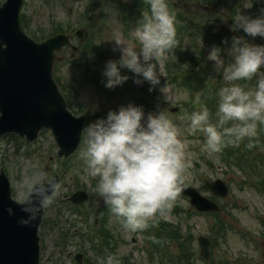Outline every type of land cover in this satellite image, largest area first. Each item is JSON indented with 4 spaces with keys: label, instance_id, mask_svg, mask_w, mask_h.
Instances as JSON below:
<instances>
[{
    "label": "rangeland",
    "instance_id": "rangeland-1",
    "mask_svg": "<svg viewBox=\"0 0 264 264\" xmlns=\"http://www.w3.org/2000/svg\"><path fill=\"white\" fill-rule=\"evenodd\" d=\"M3 1L0 0V5ZM22 1L19 17L26 35L39 42L66 33L71 44L78 46L72 59L68 55L69 49H62L56 55L52 71V78L68 110L75 116H85L89 124L105 117L109 110L114 111L129 104L141 106L145 115L164 110L167 117L176 124L180 138L188 141L186 151L191 153V166L187 169L183 183L195 187L202 195L216 201L219 207L215 214H196L190 208L188 199L179 192L171 209L162 215L157 214L149 221V229L147 226L141 232L127 231L108 206L94 201L98 195L93 190L96 180L87 174L80 155L85 147L86 127L81 133L82 147L70 159L56 156L58 147L47 130L39 132L38 138L28 143V146L24 145V138L14 134L1 136L0 168L15 190V200L20 202L16 185L30 173L32 165L38 164L45 169L46 178L56 173L61 175L60 188L52 197L51 205L45 208V221L38 231L43 256L40 264H76L73 256L77 253L81 254L80 264H100V258L108 254L114 255L119 264H264V142L260 138V142L253 141L255 149L250 153L246 150L247 139L236 145L244 156L236 161L242 165L235 166L232 157L202 151L205 140L203 133L189 135L185 130L188 124L183 119L185 114L202 107H207L209 111L214 109L212 107L217 105L214 92L221 87V83L224 86L223 79L217 73L214 72L216 77L208 78L204 72L206 66L213 72V63L206 60L211 43L202 46L207 39L203 38L200 42L196 35L191 37L193 39L186 35L183 38L177 37L179 45L172 52L175 59L169 55L167 61L159 65L161 82L152 91H149L147 82L133 83V75L126 69L121 71L129 77L127 82L108 89L104 87L102 75L105 64L120 58L119 50L114 51V35L120 34L123 42L135 44L139 48L133 29L142 22L149 8H139L138 14L141 15L134 18L128 14V10L138 6L142 0ZM145 2L146 5L142 7L147 6L148 0ZM167 2L172 3V0ZM219 4L213 13L208 11L210 13L206 14L211 15V18H200L203 26H207L211 20V28L212 25L222 24L231 30L237 13L256 16L264 8L261 0H219ZM168 6L173 10L172 6ZM173 11L178 22L179 18H192L203 10H190L193 16L189 11L183 14L180 8ZM178 26L182 25L177 23L176 29ZM79 28H85L88 32L87 39L80 44L74 33ZM231 33L229 38H225L229 42L232 36L244 35L243 32L232 30ZM252 42L264 44V39L257 37ZM216 46L222 49L225 47L221 43ZM191 56L199 61V66L186 61ZM175 63L179 67L178 71H175ZM199 70L201 81L208 84L196 90L194 86H189L191 84L186 85L181 78H187L188 73H198ZM210 99L214 105L206 106ZM258 134L264 137L263 131ZM214 179H221L228 185L229 190L224 199H214L202 190L205 180ZM259 182L262 183L261 190L257 189ZM79 189L88 193L86 203L77 207L65 202L68 195ZM162 229L174 231L162 232ZM176 233L181 246L191 250L188 251L192 253L191 259L180 253L175 242ZM64 235L67 237L65 240ZM104 236L108 238L103 245L101 239ZM197 237H208L212 242L206 262L199 255ZM95 250L100 252V256H96ZM162 251L167 253L163 255ZM48 255L51 260L46 261Z\"/></svg>",
    "mask_w": 264,
    "mask_h": 264
},
{
    "label": "clouds",
    "instance_id": "clouds-1",
    "mask_svg": "<svg viewBox=\"0 0 264 264\" xmlns=\"http://www.w3.org/2000/svg\"><path fill=\"white\" fill-rule=\"evenodd\" d=\"M148 4L149 11L133 29L139 48L123 42L120 34L114 35V51L119 50L120 58L106 62L105 88L127 82L129 77L121 71L126 69L133 83L147 82L152 91L161 82L159 65L169 55L175 59L172 52L179 45L175 12L167 0H148ZM231 30L244 35L232 36L230 42L222 40L223 49L213 45L206 57L224 81L217 92L214 118L207 107L183 117L189 135L204 134L202 151L219 152L225 144L238 145L245 139L251 149L264 129V44L252 42L257 37L264 39V8L256 16L237 13ZM85 134L80 155L87 174L96 180L93 190L124 230H143L157 214L171 209L191 166V153L186 151L188 141L180 138L164 110L145 115L141 106H121L88 124ZM45 171L34 164L16 185L21 210L26 213L22 225L37 219L60 188L54 178H46ZM6 211L13 214L12 208ZM100 264L119 261L108 254L100 258Z\"/></svg>",
    "mask_w": 264,
    "mask_h": 264
},
{
    "label": "water",
    "instance_id": "water-1",
    "mask_svg": "<svg viewBox=\"0 0 264 264\" xmlns=\"http://www.w3.org/2000/svg\"><path fill=\"white\" fill-rule=\"evenodd\" d=\"M21 5L22 0H4L0 6V136L12 133L32 142L41 130H49L58 147L56 156L67 158L78 147L85 118L75 117L67 110L51 74L55 53L68 47L69 55L73 56L77 47L70 44L68 36L63 33L39 43L33 41L19 24ZM221 29L228 32L223 27ZM75 33L79 42L88 34L84 28ZM52 178L58 182L57 174ZM202 189L218 198H225L228 192L227 185L220 179L205 180ZM181 192L198 212L218 210L216 203L201 196L193 187L182 184ZM86 199L83 191L69 198L74 204ZM96 201L104 202L100 196ZM7 208H12L11 216ZM42 210L37 219L22 225L20 221L26 218V213L21 210L20 203L11 199L10 184L0 169V264H38L37 231ZM198 241L200 255L206 259L209 242L202 238ZM79 257L75 256L77 262Z\"/></svg>",
    "mask_w": 264,
    "mask_h": 264
},
{
    "label": "flooded vegetation",
    "instance_id": "flooded-vegetation-1",
    "mask_svg": "<svg viewBox=\"0 0 264 264\" xmlns=\"http://www.w3.org/2000/svg\"><path fill=\"white\" fill-rule=\"evenodd\" d=\"M148 5H149L148 2H147L146 7L145 6L142 7V5H138V6L135 5L136 7H132L131 9L128 10V12L138 13L139 8L147 10L149 8ZM168 5L172 6L173 10L180 8V11H182L183 14L184 13L186 14L188 11L190 12V10H192V9L193 10H195L197 8L202 9L203 11H201L202 12L201 14L198 13L195 15V17H192V18H190V17H187L184 19L179 18V21L182 22L184 25L185 24H191V23H194V24L198 23L199 25H201L202 26L201 27V33H202L201 35L206 39L209 38V39L215 40L214 45L221 43L222 40H224L225 38H229V36L232 34L231 30H230V34H225V32L223 33L222 30H220V29L218 30L219 25H222V24L212 25V28H211L210 27L211 20L208 21L207 26H203L200 23L201 17H204V16L207 17L208 16L211 18V15H206V14L210 13V12L211 13L214 12V9L220 5L219 0H176V1L172 0V3H169ZM208 11H210V12H208ZM190 14H191V16H193V12H190ZM176 18L178 20V17H176ZM198 238L199 237H197L196 241H198ZM211 247H212V245H211Z\"/></svg>",
    "mask_w": 264,
    "mask_h": 264
},
{
    "label": "trees",
    "instance_id": "trees-1",
    "mask_svg": "<svg viewBox=\"0 0 264 264\" xmlns=\"http://www.w3.org/2000/svg\"><path fill=\"white\" fill-rule=\"evenodd\" d=\"M190 28H192V29H195V30H197V29H200V27H199V25L196 23V24H194V23H191L190 24ZM186 28V27H185ZM187 29V28H186ZM29 32V31H28ZM29 34H31L30 32H29ZM32 35V34H31ZM33 37H36V38H38L36 35H34ZM41 40H43V39H41ZM188 52H186L185 53V55L187 54ZM186 61H189L190 63H192L193 65H195V66H198V64H199V61L197 60H195L194 59V57H190V58H188V59H186ZM175 67H177L176 69H175V71H178L179 70V67L177 66V64H175L174 65ZM262 71H264V70H262ZM199 73H200V70L198 71V73H190L188 76H187V80H191V79H194V76H195V78L199 75ZM200 76V75H199ZM200 77H198V78H196L195 80L197 81L196 82V84H198L199 83V81H198V79H199ZM219 81H221V80H219ZM241 83H244V82H241ZM250 83H252V82H250ZM221 87L223 86V83H221V85H220ZM100 87V86H99ZM205 87V86H204ZM221 87H218L217 88V92H218V90L221 88ZM206 88V87H205ZM215 99H218V97H217V94H215ZM212 99H210V101H208L207 103H208V105H206V106H211V105H214L213 103H212ZM215 103H217V101H215ZM212 108H214V109H212L211 111H210V113L211 114H213V118H214V113H215V111H213V110H216V107H212ZM261 131H263L264 132V129H261L259 132H261ZM259 138L261 139V141L262 142H264V137H261L260 136V134H258V137H257V139L256 140H254L255 142H260L259 141ZM249 143V141L247 140V143L246 144H248ZM239 144H241V142L239 143ZM230 147H233L232 149L230 148ZM239 147H237L236 146V144H225L224 145V147L222 148V150H223V155L224 156H226V157H235L236 156V158H235V161H237V160H239L241 157H242V155H243V153H240V150L238 149ZM238 149V150H237ZM252 149V150H251ZM251 149H249V148H246V150L250 153V152H253V149H255V147L253 146ZM235 150H237V151H235ZM245 150V151H246ZM233 151H235V152H233ZM254 153H255V151H254ZM230 154H232V155H230ZM240 156V157H239ZM244 156V155H243ZM240 162V161H239ZM239 166H241L242 164H239V163H237ZM162 232H171V231H174V230H168L167 229V231H166V229H162L161 230ZM160 231V232H161ZM160 232H156L155 231V233H160ZM184 251L186 252L187 251V249L185 250V248H184Z\"/></svg>",
    "mask_w": 264,
    "mask_h": 264
}]
</instances>
